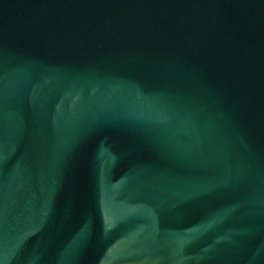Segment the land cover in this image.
Wrapping results in <instances>:
<instances>
[{"label":"water","instance_id":"1","mask_svg":"<svg viewBox=\"0 0 264 264\" xmlns=\"http://www.w3.org/2000/svg\"><path fill=\"white\" fill-rule=\"evenodd\" d=\"M0 264H264V0H0Z\"/></svg>","mask_w":264,"mask_h":264}]
</instances>
